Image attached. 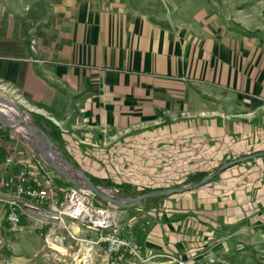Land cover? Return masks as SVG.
<instances>
[{"label": "crops", "instance_id": "0c3cea01", "mask_svg": "<svg viewBox=\"0 0 264 264\" xmlns=\"http://www.w3.org/2000/svg\"><path fill=\"white\" fill-rule=\"evenodd\" d=\"M17 2L0 1V93L58 126L83 171L167 188L238 158L202 186L120 205L123 234L187 264L264 240V156L239 162L264 152V75L239 66L237 36L220 35L205 0ZM13 198L0 188V203ZM68 219L67 233L90 235Z\"/></svg>", "mask_w": 264, "mask_h": 264}, {"label": "rangeland", "instance_id": "374dc122", "mask_svg": "<svg viewBox=\"0 0 264 264\" xmlns=\"http://www.w3.org/2000/svg\"><path fill=\"white\" fill-rule=\"evenodd\" d=\"M205 1L207 2V5L209 4V6L212 7L213 11H216V21L220 23V35L237 36L236 51L239 54L237 60L239 66L246 67L249 64L251 65L250 69L254 74L260 73L261 75H264V0ZM9 2L13 5L18 3L17 0H9ZM242 62L243 64L240 65ZM0 97L4 99H12V97L3 93H0ZM18 105L21 111L12 108L10 105L9 110L11 113L16 112L17 117L22 122L32 126L34 129L44 127L47 130L51 129L45 121L36 119V117L32 115V111L19 102ZM0 117L5 120L2 116ZM1 124L4 128H9V134L11 135L10 145L14 150L9 156L14 159L15 163H18V165L21 166L28 163V160H32L35 163L34 170L38 174H43L44 177L50 175L53 179L62 177L65 181H70L62 176V174L58 173L54 167L41 157L32 146L34 141L31 142L32 139L29 135L25 136L26 133L21 132L20 129L12 123L11 125L13 128H10L3 123ZM48 135L55 147L60 151L59 153L66 156L63 147L60 146L57 140L50 136V134ZM12 145L19 147L18 150H15ZM180 185L182 184L180 183ZM69 187L71 186H65V188ZM151 202L152 201L143 200L136 204H149ZM88 203L107 204L106 200L92 194L88 197ZM136 204L134 205L137 206ZM123 206H131V204H124ZM123 206H121L120 209H122ZM119 207L120 205H115L111 209L117 211L119 210ZM8 208L9 205L7 206L0 203V264H187V260L178 259L174 255H158L155 257V260L154 258H151L150 255L144 254L142 248L134 238H132L133 236L123 234L120 231L119 222V225L114 231L122 236L130 238L136 245L138 255L130 252L128 254H122L119 257L109 256L106 253L103 244L98 245L93 242L97 240L96 234L100 232V230L92 229V231H90L92 237L91 240L78 241L68 235L65 229V227H69V219H66V224L63 223L56 225L54 224L55 221H51V224L46 225L43 222V214L41 212L37 215L23 217L24 222L22 223L20 230L17 233H13L8 229ZM263 217L264 213L262 218ZM84 225L86 226L87 224ZM33 226H35V228ZM114 231L112 229L108 230V232ZM36 233L41 235L38 242L34 239ZM55 234H60L62 237L56 238ZM250 242L248 248L245 249L246 242L244 241V238H242L240 239V243H237L239 248H233L231 251H224L220 248L216 249L214 255L202 262H196L194 264H264V251L262 250L264 249V240L257 243H252V240ZM248 249L249 252L246 255L245 253L247 252L245 250ZM127 251L128 250H126V252Z\"/></svg>", "mask_w": 264, "mask_h": 264}, {"label": "built area", "instance_id": "2783aa9c", "mask_svg": "<svg viewBox=\"0 0 264 264\" xmlns=\"http://www.w3.org/2000/svg\"><path fill=\"white\" fill-rule=\"evenodd\" d=\"M236 159L238 158L232 155L227 157L228 162ZM0 188L9 189L14 195L9 201L7 214L8 229L13 233H17L21 228L23 209H31L43 214V222L46 225L51 224V221H55L56 225L66 224V219L70 218L75 222L87 224L90 231L100 230L96 234L97 240L93 242L98 245L103 244L109 256L119 257L126 250L138 255L134 242L114 231L119 225L117 211L111 209L115 204L88 203L91 192L85 188H78L75 185L69 188L58 186L50 175L48 177H44L43 174L35 175L26 164L16 166L10 156L7 157L0 171ZM262 220L264 224V217ZM111 229L114 232H108ZM55 235L56 238L62 237ZM69 235L78 241L92 239L91 234L80 236L69 233Z\"/></svg>", "mask_w": 264, "mask_h": 264}, {"label": "water", "instance_id": "95a60500", "mask_svg": "<svg viewBox=\"0 0 264 264\" xmlns=\"http://www.w3.org/2000/svg\"><path fill=\"white\" fill-rule=\"evenodd\" d=\"M1 101H5L7 103L15 105L20 111V107L18 105V101L14 98L12 99H4L0 97ZM0 122L4 125L13 128L10 121L4 120L0 117ZM40 132L43 133L44 137L47 139V147L48 149H52L53 146H55L49 137L46 131L42 128H39ZM32 133L35 135V132L32 131ZM31 140V139H30ZM32 142V141H31ZM34 149L41 155V157L47 161L52 167H54L58 173L62 174V176L69 179L76 187L78 188H85L91 192V194L101 197L102 199L106 200L107 202H112L115 205H124V204H131L134 205L138 202H141L143 200L156 197V196H164V195H170L173 193L185 191V190H191L193 188L199 187L203 184H206L209 182L212 178L215 176L221 174L224 170H226L228 167H230L232 164H234L236 161L233 162H226L221 167H219L215 172L212 174L207 175L205 178L201 179L197 183H186L182 185H177L174 187H168L163 189H156L150 192L142 193L136 197L127 196V195H120L118 191L115 190L114 187H104L99 184H95L86 174L85 171H83L80 167L74 166L65 156H63L61 153V159L63 160L62 164H59L55 161V159L47 154V149L41 148L40 145H33ZM60 152V151H59ZM255 156H264V152H260L255 155L246 156L239 160L243 161L244 159H248ZM238 161V160H237ZM75 173L81 174L82 178H77ZM105 190L106 192H103Z\"/></svg>", "mask_w": 264, "mask_h": 264}, {"label": "trees", "instance_id": "16d2710c", "mask_svg": "<svg viewBox=\"0 0 264 264\" xmlns=\"http://www.w3.org/2000/svg\"><path fill=\"white\" fill-rule=\"evenodd\" d=\"M32 115L35 116L36 119L44 120L51 127V129L47 130L45 127L42 128V129H44L48 134H50V136H52L55 140H57V142L60 144V146H62V147L65 146V142H64V139H63V136H62V131L60 130V128L58 126H56L50 120L43 119V117L39 116L38 114H36L34 112L32 113ZM10 139H11V135L9 134V128H7V127L4 128L3 125L0 123V169H2L7 157L11 153L14 152V150L10 148ZM65 155H66L65 157L74 166H78L79 167L77 162H75L67 153H65ZM236 160H238V159H236ZM213 172H215V170H210V171L199 170V171L192 172V173L187 175V177L181 182V184L197 183L198 181H200L201 179L205 178L207 175L212 174ZM86 174L95 184H99V185H102L104 187H112V186H114V188L117 189V191H118V193L120 195H127V196L136 197V196H138V195H140L142 193L150 192V191H153V190H156V189H163V188H150V187L138 188L136 186L129 185V184H118V183L115 184V183L111 182L110 180H104V179H100L98 177H95V176H93L92 174H90L88 172H86ZM219 175H217L214 178H212L209 182L214 181L217 178H219ZM55 181H56L58 186H63V187L67 186L68 187V186H73L74 185L71 181H67V180L65 181L64 178H62V177L61 178L57 177L55 179ZM209 182H207V183H209ZM177 185L178 184L171 185L170 187H174V186H177ZM167 196L168 195L156 196V197H152V198L146 199V201H157L158 199H163V198H165ZM128 253H129V251H127V252L123 251L121 253V255L122 254H128Z\"/></svg>", "mask_w": 264, "mask_h": 264}, {"label": "bare ground", "instance_id": "6f19581e", "mask_svg": "<svg viewBox=\"0 0 264 264\" xmlns=\"http://www.w3.org/2000/svg\"><path fill=\"white\" fill-rule=\"evenodd\" d=\"M9 105L14 109H18L13 104L9 103ZM9 105L5 101L0 100V116L5 118V120L10 121V123L14 124L15 126H17V128L20 129L21 132L26 133L25 136L29 135V137L32 139V142L34 141V143H36L35 145L38 144L45 149L47 147V139L44 137L43 133L40 132V130L38 128L34 129L32 126H29L25 122H22L17 117L16 112L11 113L9 110ZM32 131L35 132V135L32 133ZM34 143H33V145H34ZM46 149L48 150L47 154L49 156L53 157L56 162H58L59 164L63 163V160L61 159L60 153L55 146H53L52 149H48V148H46ZM75 175L77 176V178H80V179L82 178L81 174H79V173H75ZM103 192H106V191L103 190Z\"/></svg>", "mask_w": 264, "mask_h": 264}]
</instances>
